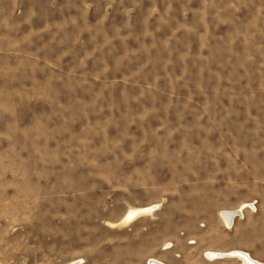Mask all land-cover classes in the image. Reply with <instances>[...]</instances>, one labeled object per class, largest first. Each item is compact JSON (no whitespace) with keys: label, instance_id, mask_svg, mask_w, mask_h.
Instances as JSON below:
<instances>
[{"label":"rangeland","instance_id":"374dc122","mask_svg":"<svg viewBox=\"0 0 264 264\" xmlns=\"http://www.w3.org/2000/svg\"><path fill=\"white\" fill-rule=\"evenodd\" d=\"M263 196L264 0H0V264H243Z\"/></svg>","mask_w":264,"mask_h":264},{"label":"bare ground","instance_id":"6f19581e","mask_svg":"<svg viewBox=\"0 0 264 264\" xmlns=\"http://www.w3.org/2000/svg\"><path fill=\"white\" fill-rule=\"evenodd\" d=\"M244 207H245V212H246V210L254 207V203H247V204H244L242 206H239L238 208L223 210V211H221V215H222V217H224V219L226 220L227 224L230 225V224H232V220L236 216H240V217L244 216V214H243ZM156 208H158V205H153V204L130 208L129 210H127V212L125 213L124 217L122 218V222H126L127 224H128V222H133V221L137 220L139 217H142V216H145V215H150L151 213H153V211H155ZM256 210H257V208H256ZM227 251H225V252H227ZM219 252H217V251H210L209 252L208 251V252H206L205 255H206V257L208 259H210L209 257L212 258L214 256H219L220 257V255H222V254H218ZM229 254L239 256L238 258H240V260H241V262L243 264H256V262H254L252 260V258L250 257V255L248 253L242 252L240 250L239 251H237V250L236 251H232ZM75 262L78 263V261H75ZM76 263L72 262L71 264H76ZM153 263L154 264H158L155 261H153Z\"/></svg>","mask_w":264,"mask_h":264},{"label":"crops","instance_id":"0c3cea01","mask_svg":"<svg viewBox=\"0 0 264 264\" xmlns=\"http://www.w3.org/2000/svg\"><path fill=\"white\" fill-rule=\"evenodd\" d=\"M264 202V196L261 199ZM238 208V207H237ZM260 210L261 213H258ZM256 212H251L249 215V225H248V231L249 234L254 237V243H256V251L255 253L251 250L252 248L246 250L239 249L242 252L248 253L252 260L256 262V264H264V204L259 206ZM246 215V214H245ZM245 217V216H244ZM136 221V220H135ZM259 221V223H258ZM255 245V244H254ZM258 246V247H257ZM258 248V249H257ZM239 251L238 249H236ZM235 249L233 250H211V251H217L219 252L218 254H222L219 256H214L212 260L218 259V258H223V257H231V258H238L239 256L229 254L232 251H236ZM227 251V252H225ZM217 257V258H216ZM240 259V258H238Z\"/></svg>","mask_w":264,"mask_h":264},{"label":"built area","instance_id":"2783aa9c","mask_svg":"<svg viewBox=\"0 0 264 264\" xmlns=\"http://www.w3.org/2000/svg\"><path fill=\"white\" fill-rule=\"evenodd\" d=\"M148 264H154L153 261H152V259H150V260L148 261Z\"/></svg>","mask_w":264,"mask_h":264}]
</instances>
